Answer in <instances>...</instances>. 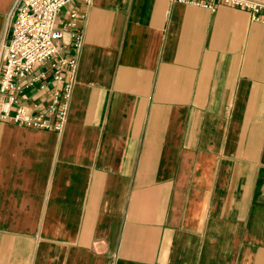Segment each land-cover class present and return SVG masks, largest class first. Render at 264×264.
<instances>
[{"label": "crops", "instance_id": "obj_1", "mask_svg": "<svg viewBox=\"0 0 264 264\" xmlns=\"http://www.w3.org/2000/svg\"><path fill=\"white\" fill-rule=\"evenodd\" d=\"M73 11L63 128L0 123V264H264V23L221 3Z\"/></svg>", "mask_w": 264, "mask_h": 264}, {"label": "built area", "instance_id": "obj_2", "mask_svg": "<svg viewBox=\"0 0 264 264\" xmlns=\"http://www.w3.org/2000/svg\"><path fill=\"white\" fill-rule=\"evenodd\" d=\"M72 1L15 0L0 46V123L7 120L29 127L63 128L78 67L77 52L83 45L76 25L79 14L73 11L68 21H59L63 8ZM173 1L208 8L218 3L244 8L252 20L264 23V0ZM68 34L72 52L65 54L61 49ZM35 85L43 92L48 90L51 102L47 106L22 102Z\"/></svg>", "mask_w": 264, "mask_h": 264}]
</instances>
